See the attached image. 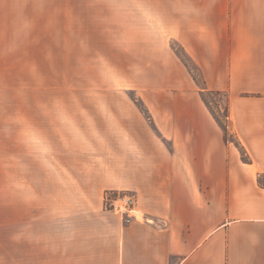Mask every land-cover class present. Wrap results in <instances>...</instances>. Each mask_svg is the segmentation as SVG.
<instances>
[{
  "label": "crops",
  "instance_id": "0c3cea01",
  "mask_svg": "<svg viewBox=\"0 0 264 264\" xmlns=\"http://www.w3.org/2000/svg\"><path fill=\"white\" fill-rule=\"evenodd\" d=\"M0 40L149 66L132 85L149 117L96 106L64 153H27L21 133L0 184V264H264V0H0ZM209 92L227 97L225 126ZM109 192L135 197L130 222Z\"/></svg>",
  "mask_w": 264,
  "mask_h": 264
},
{
  "label": "rangeland",
  "instance_id": "374dc122",
  "mask_svg": "<svg viewBox=\"0 0 264 264\" xmlns=\"http://www.w3.org/2000/svg\"><path fill=\"white\" fill-rule=\"evenodd\" d=\"M16 44L20 42L0 40L2 186L6 175L5 159L11 151L14 156L21 154L22 132L23 138L27 132L24 140L28 144L23 151L37 152L38 144L44 142L39 144L40 152L54 148L56 152L64 153L77 146L81 138L78 132L85 128V112L96 106L134 103L149 117L143 101L132 90L134 82H147L149 66L94 63L92 61L101 59L89 58L86 53L91 50L85 49L12 47ZM174 51L201 85V72L186 51L175 44ZM156 70L158 72L157 67ZM203 97L215 117L224 123L227 117L226 95L209 92ZM6 121H12V145L8 141L9 130L4 126ZM53 130L59 144L54 142Z\"/></svg>",
  "mask_w": 264,
  "mask_h": 264
},
{
  "label": "built area",
  "instance_id": "2783aa9c",
  "mask_svg": "<svg viewBox=\"0 0 264 264\" xmlns=\"http://www.w3.org/2000/svg\"><path fill=\"white\" fill-rule=\"evenodd\" d=\"M135 197L127 192H111L106 195V208L122 216L126 222L134 217Z\"/></svg>",
  "mask_w": 264,
  "mask_h": 264
},
{
  "label": "trees",
  "instance_id": "16d2710c",
  "mask_svg": "<svg viewBox=\"0 0 264 264\" xmlns=\"http://www.w3.org/2000/svg\"><path fill=\"white\" fill-rule=\"evenodd\" d=\"M220 121V120H219ZM221 122V121H220ZM222 123V125H224V123L223 122H221ZM225 126V125H224Z\"/></svg>",
  "mask_w": 264,
  "mask_h": 264
}]
</instances>
